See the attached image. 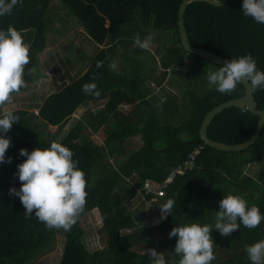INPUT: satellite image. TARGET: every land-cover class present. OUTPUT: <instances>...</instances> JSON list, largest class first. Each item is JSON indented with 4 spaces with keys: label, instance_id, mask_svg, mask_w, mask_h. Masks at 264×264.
<instances>
[{
    "label": "trees",
    "instance_id": "1",
    "mask_svg": "<svg viewBox=\"0 0 264 264\" xmlns=\"http://www.w3.org/2000/svg\"><path fill=\"white\" fill-rule=\"evenodd\" d=\"M61 1L98 44L106 40L110 29L116 25H137V17L143 24L152 21L155 27L171 30L165 53L162 54L160 48L155 49V53H161L163 76L172 72L190 83L187 116L177 125L163 123L159 111L168 112L174 99L169 96L161 107H155L147 99L150 92L144 84L148 78L158 85L161 80L142 71L143 64H132L134 70L130 75L110 70V46L98 50L81 75L68 83L58 84V89L45 98L36 113L31 114L23 108L14 109L20 120L7 133L11 146L6 157H12V162L0 164V264H30L41 250L53 243L59 232L65 235L59 264H152L148 251L141 252V248L154 233H159L161 239L170 243L173 260L166 264H178L180 256L174 252L177 238H170L169 232L176 226L191 223L214 226L219 202L228 192L243 195L249 207L255 204L264 214V167L257 176L246 172V168L254 163L264 164V125L256 142L237 152L207 146L198 136L203 115L221 102L243 96L245 87L240 83L235 91L221 94L207 80V72L221 66L198 54L189 51L191 55L186 54L176 23L181 0ZM50 3L51 0H23L11 15L0 17V29L6 30L12 25L20 32H33L29 45L30 63L25 66L24 75L28 87L20 92L30 88L34 77L31 70L39 65V54L47 46L45 18ZM242 3L243 0H228L222 6H216L203 1L189 2L184 12L189 41L192 45L212 49L229 60L250 53L258 69L264 71V24L246 17L241 10ZM122 39L119 37L117 43ZM135 49V52L140 51ZM97 61H104V66L97 69ZM94 77L100 91L98 97L82 91V86L92 82ZM253 93L256 108L262 109L264 89ZM104 99L101 109L88 112L61 140H54L73 151V160L79 162L78 167L85 173L87 202L77 223L70 231L47 230L34 214L31 219H26L19 197L9 193L11 187L19 189L21 185L15 174L17 165L26 157L19 155L20 149L31 152L37 147H50L53 142L39 135L30 115L62 129L79 106ZM123 104L129 105L128 112L120 109ZM258 121L259 115L248 108L233 106L211 119L206 136L216 142L242 143L252 136ZM91 131L99 132L102 144L92 138ZM136 135H140L141 145L131 151L119 170L111 167L108 161L103 163L102 159L106 157L119 160L125 141ZM197 145H202V149L193 170L175 176L167 194L157 202L162 204L173 199V213L156 224L138 228L137 212L129 209L127 200L141 190L145 179L161 182ZM98 163L103 165V173H96ZM127 177L129 180H125ZM89 210L105 233V245L92 250L84 242V230L80 224L81 216ZM211 235L216 257L211 264H251L246 246L264 239V220L255 229L241 225L227 237L216 229Z\"/></svg>",
    "mask_w": 264,
    "mask_h": 264
},
{
    "label": "clouds",
    "instance_id": "2",
    "mask_svg": "<svg viewBox=\"0 0 264 264\" xmlns=\"http://www.w3.org/2000/svg\"><path fill=\"white\" fill-rule=\"evenodd\" d=\"M22 3L23 0H0V17L11 15L14 8ZM241 10L246 17L264 24V0H243ZM154 39L155 33H149L143 39L137 34L134 43L140 49L150 51ZM29 48L22 33L14 26L0 29V106L10 101L13 93L28 87L24 75L25 66L30 63ZM103 66L104 61H97V69ZM109 69H117L115 61L109 64ZM207 80L221 94H229L238 84L245 82L253 91L264 89V71L258 69L250 53L225 60L218 70H209ZM82 91L86 95H100L95 77L82 86ZM19 120L20 117L10 109H5L0 115V164L12 162V157H6L11 146L7 133ZM19 155L26 157L17 165L15 174L21 185L19 189L11 187L9 193L19 197L25 218L31 219L34 214L47 230L70 231L84 211L88 195L85 173L78 167L79 162L73 160V151L53 141L50 147H37L31 152L21 148ZM174 205L173 199L160 205L159 219L172 214ZM214 219V226L191 223L172 228L169 237L177 238L174 252L180 256L178 264H211L216 258L211 235L213 229L225 237L240 229L241 225L255 229L264 220V214L255 204L249 207L243 195L230 191L220 200ZM147 251L152 264H166L163 252L155 248ZM246 253L251 264H264V239L246 246Z\"/></svg>",
    "mask_w": 264,
    "mask_h": 264
},
{
    "label": "rangeland",
    "instance_id": "3",
    "mask_svg": "<svg viewBox=\"0 0 264 264\" xmlns=\"http://www.w3.org/2000/svg\"><path fill=\"white\" fill-rule=\"evenodd\" d=\"M135 14L137 15V12ZM45 20L47 46L39 54V65L31 70L34 77L30 88L26 91L13 93L10 101L4 106H0V114L5 109L14 110L19 108L29 110L31 114L36 113L45 98L58 89V84L68 83L71 79L81 75L88 67L90 60L96 52L103 47L110 46L111 62H116L117 69L115 71L117 73L123 75L127 73V75H130L131 70L132 72L134 70V66H142L143 64L144 68L142 71H147L148 76L152 75L161 80V83L158 85L153 79L148 78L144 81V84L149 88L148 92L150 93L147 99L153 106L161 107V103L166 102L169 96L174 99L171 103L172 107H170L168 112L159 111L163 123L177 125L186 118L190 83L182 76L172 72L163 76V69L160 65L161 53H155V49L157 48H160L162 54L165 53L164 47L168 46L171 40V30L155 27L152 21L148 24H143L138 21L137 17V25L134 23L116 25L110 29L106 40L98 44L91 39L83 29L81 23L61 0H51ZM108 25L109 23H106V26ZM21 33L25 42L30 45L33 32L24 31ZM149 33H155V39L152 42L150 51L142 50L135 45L132 38H135L139 34L143 39ZM119 37H123L120 42L121 44L117 43ZM135 48H138L140 51L135 52ZM150 53H154V55L149 56ZM186 54L191 55L188 51ZM151 72L154 73L151 74ZM199 86H201L200 83ZM105 101L106 99L98 100L79 106L62 129L48 124L37 116L30 115V120L34 129L44 139L48 141L61 140L75 125L77 120L87 116L88 112H96L101 109ZM174 108L175 112L173 111ZM120 109L128 112L130 107L128 104H123ZM91 134L98 144H102V137L98 131H91ZM140 145V135L130 137L123 144V151L119 160L106 157L102 159L103 163L108 161L111 167L119 170L120 166L129 157L131 151L137 149ZM261 167H264L263 163H254L252 166L246 168V172L257 176ZM103 169V165L98 163L96 173H103L105 171ZM125 180H129V178L127 177ZM137 194L133 195L132 198L130 197L126 202L130 210L137 212L135 217L137 227L145 228L160 222L161 211L159 206L164 203L158 204V201L150 203L143 200L139 193ZM80 224L84 230L83 239L88 249L92 250L105 245V233L98 227V222L90 210L81 216ZM64 244L65 235L59 232L53 243L41 250L30 264H59L62 259ZM151 247L155 248L158 252H163L166 262H172L173 257L170 243L167 240L161 239L159 233H154L149 237L148 241L141 248V252Z\"/></svg>",
    "mask_w": 264,
    "mask_h": 264
},
{
    "label": "water",
    "instance_id": "4",
    "mask_svg": "<svg viewBox=\"0 0 264 264\" xmlns=\"http://www.w3.org/2000/svg\"><path fill=\"white\" fill-rule=\"evenodd\" d=\"M192 1H203L207 3H211L216 6H222L226 4L228 0H181L177 10L178 19L176 21L180 42L187 51L192 52L194 54H198L202 57L212 60V62L220 66H223L224 61L229 60L228 58L217 53L212 49L192 45L189 41V36L184 22V12H185V8H187L188 6V3ZM242 84L245 87V94L243 96L221 102L220 104L216 105L215 107H213L203 115L200 125L198 127V136L203 144L215 148L217 150L237 152V151L245 150L250 146H252L261 135L264 125V107L262 109L256 108L254 102L253 90L250 88L247 82ZM233 106L248 108L253 113L259 115V121L256 130L254 131L252 136L245 142L236 143V144L216 142L209 139V137L206 136L207 124H209L211 119L214 118L216 115H218L225 109L231 108Z\"/></svg>",
    "mask_w": 264,
    "mask_h": 264
},
{
    "label": "built area",
    "instance_id": "5",
    "mask_svg": "<svg viewBox=\"0 0 264 264\" xmlns=\"http://www.w3.org/2000/svg\"><path fill=\"white\" fill-rule=\"evenodd\" d=\"M201 149L202 145L194 146L193 149L187 153L186 158L178 166L168 172L161 182H156L149 178L145 179L141 190L137 193L142 196L143 200L149 201L150 203H154L160 198H163L167 194L168 186L175 176L184 175L187 171L190 172L193 170L195 161L198 158ZM147 195H149V197ZM150 249H152V247Z\"/></svg>",
    "mask_w": 264,
    "mask_h": 264
},
{
    "label": "crops",
    "instance_id": "6",
    "mask_svg": "<svg viewBox=\"0 0 264 264\" xmlns=\"http://www.w3.org/2000/svg\"><path fill=\"white\" fill-rule=\"evenodd\" d=\"M88 68V67H87ZM169 73V72H168ZM105 103V102H104Z\"/></svg>",
    "mask_w": 264,
    "mask_h": 264
}]
</instances>
